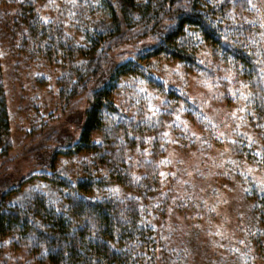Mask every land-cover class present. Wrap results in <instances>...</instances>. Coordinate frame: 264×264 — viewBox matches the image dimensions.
Returning <instances> with one entry per match:
<instances>
[{
    "label": "trees",
    "instance_id": "obj_1",
    "mask_svg": "<svg viewBox=\"0 0 264 264\" xmlns=\"http://www.w3.org/2000/svg\"><path fill=\"white\" fill-rule=\"evenodd\" d=\"M45 2L37 10L28 0L2 21L0 49L56 74L62 114H76L78 99L85 106L67 143L41 120L27 132L39 131L50 156L0 194V264H191L165 224L172 203L184 206L194 187L177 171L161 179L170 173L164 155L171 140L195 147L180 119L203 122L187 77H221L222 101L245 103L241 126L257 142L233 134L231 156L264 171V0ZM200 138L196 150H209L208 128ZM10 140L0 61V167ZM62 157L68 163L56 162ZM242 196L246 238L264 262V189ZM245 252L218 263L252 264Z\"/></svg>",
    "mask_w": 264,
    "mask_h": 264
},
{
    "label": "rangeland",
    "instance_id": "obj_2",
    "mask_svg": "<svg viewBox=\"0 0 264 264\" xmlns=\"http://www.w3.org/2000/svg\"><path fill=\"white\" fill-rule=\"evenodd\" d=\"M43 1H46L45 5L48 4V0H37V10L38 5L42 7ZM27 2L28 0H0V26L3 20L11 19L19 7ZM45 5L43 11L47 8ZM261 10L264 18V2ZM0 61L12 144L9 163L0 167L1 194L16 186L24 176L35 172L38 165L48 164L50 151L45 152L43 144L36 141L39 131L29 136L27 134L32 124L36 127L40 120L47 123L50 130L60 133L67 143L78 136L79 116L76 114L83 111L85 103L83 100H76V114L66 116L58 106V83L52 70H36L18 63L17 58L8 56L4 46L0 49ZM187 79V96L197 101L195 102L203 113V122L198 125V120L187 122L180 119L184 129L191 134H188V142L191 143L193 137L195 147L186 143L179 149L177 143L171 140L173 144L164 155L170 173L164 172L161 179L166 180L177 171L179 175L181 173L180 179L183 182L193 185L194 191L191 200L184 206L181 207L179 201L172 203L166 229L174 237V243L182 244L190 253L191 259L188 261L191 264H209L210 259L211 264L218 263L220 259L223 261L225 255L234 257L236 251L238 254V251L247 249V253H240L242 257L254 258L252 264H264L258 249L250 245L246 238L250 230L245 226L249 204L242 196L244 188L255 186L257 190L264 189V171L234 159L228 146L233 140V134L237 132H246L243 134L248 135V143H257L247 123L241 126L245 103L235 97H231L232 103L222 101L223 91L216 82L221 77L204 81L192 75ZM207 128L214 142L209 150L197 151V146H204L200 137ZM51 133L50 131L49 134ZM64 159L62 157L56 162L68 163ZM181 165L182 171L179 170ZM257 254L259 259L255 258Z\"/></svg>",
    "mask_w": 264,
    "mask_h": 264
}]
</instances>
